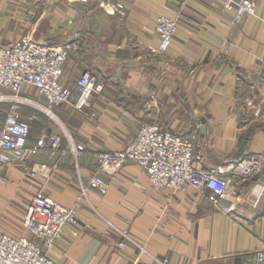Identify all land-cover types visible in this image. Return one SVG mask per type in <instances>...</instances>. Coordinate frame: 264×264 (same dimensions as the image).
Segmentation results:
<instances>
[{
	"label": "crops",
	"instance_id": "crops-1",
	"mask_svg": "<svg viewBox=\"0 0 264 264\" xmlns=\"http://www.w3.org/2000/svg\"><path fill=\"white\" fill-rule=\"evenodd\" d=\"M123 1L124 16L105 12L96 0H11L16 21L0 19V29L16 25L14 38L76 44L62 68L63 84L74 87L86 68L105 79L90 106L54 105L53 116L38 110L36 118L32 108L23 110L30 142L45 126L61 134L62 145L71 138L85 148L37 152L1 169L0 233H25L27 204L42 190L77 204L76 221L63 227L51 250L58 264H145L151 254L167 256L170 264H252L264 248V190L256 186L264 167L261 176L239 178L216 206L192 187H153L132 161L101 170L96 152L124 148L142 121H156L192 138L195 167L264 153V85L245 79L264 55V0H257L256 14L232 24L235 8H225L224 0ZM161 14L175 18L177 28L167 49L156 52ZM95 172L109 182L105 193L87 185ZM123 228L134 241L118 249Z\"/></svg>",
	"mask_w": 264,
	"mask_h": 264
},
{
	"label": "built area",
	"instance_id": "built-area-1",
	"mask_svg": "<svg viewBox=\"0 0 264 264\" xmlns=\"http://www.w3.org/2000/svg\"><path fill=\"white\" fill-rule=\"evenodd\" d=\"M87 3L90 0H69ZM105 12L124 16L126 6L123 0H96ZM224 7L235 8L229 23H237L245 15L255 14L257 0H224ZM177 28L176 19L166 14L157 17L155 30L161 43L157 50L164 52ZM229 48L230 41L222 37ZM74 42L63 45L48 44L33 40L27 35L0 42V103H9L0 122V170L16 162L26 161L32 154L42 151L80 153L84 144L69 141L62 145L61 134L42 126L32 142L31 123L23 118V110L31 109V118L38 110L53 116L54 105L68 104L75 108L91 105V97L101 92L105 79L91 68L84 69L74 87L62 83L61 75L69 53L76 48ZM245 79L251 86L264 85V55L256 71L246 72ZM34 91V96H32ZM28 108V109H29ZM94 113V112H93ZM70 137V135H68ZM195 145L189 136L173 132L156 121H142L135 135L124 148L96 152L98 168L114 172L126 162L138 163L147 173L150 184L155 188H168L172 192L186 191L189 187L205 192L208 200L215 204L224 197L239 178L261 176L264 167V153H248L226 166L195 167ZM31 175L35 171L31 170ZM5 176L0 173V182ZM87 185L105 193L109 182L99 173H93ZM262 192L264 177L256 184ZM230 211V207L218 206ZM77 218V204L67 206L42 190L33 193L27 204L23 226L25 233H0V264H58L51 255L63 227ZM121 239L117 248L126 246L127 240L134 241L127 229H119ZM141 251H146L143 247ZM151 261L145 264H170L167 256L151 254ZM138 257L136 258L137 261ZM264 262V248L254 254V263Z\"/></svg>",
	"mask_w": 264,
	"mask_h": 264
},
{
	"label": "rangeland",
	"instance_id": "rangeland-1",
	"mask_svg": "<svg viewBox=\"0 0 264 264\" xmlns=\"http://www.w3.org/2000/svg\"><path fill=\"white\" fill-rule=\"evenodd\" d=\"M10 2H11V0H0V19H5V20L7 19L8 21L14 20V22H15L16 18H14L13 16H14V13H16V11L14 12L13 10H16V9L13 8L12 5L9 4ZM256 11H257V9H256ZM10 27H12V28L8 29V30H4L3 29L4 27H2V29H0V42H5L8 39L14 38V36H16V34H17L16 25L13 24V26L11 25ZM32 96L35 97L34 91H32ZM8 106H9V103H7V104L6 103H0V122L3 120ZM91 114H95V113L92 112ZM40 127H38V130L40 129ZM22 223H23V220H22ZM22 228H23V232H25L23 224H22Z\"/></svg>",
	"mask_w": 264,
	"mask_h": 264
}]
</instances>
